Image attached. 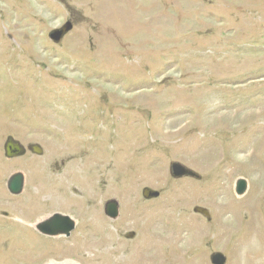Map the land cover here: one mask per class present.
<instances>
[{"label": "rangeland", "instance_id": "rangeland-1", "mask_svg": "<svg viewBox=\"0 0 264 264\" xmlns=\"http://www.w3.org/2000/svg\"><path fill=\"white\" fill-rule=\"evenodd\" d=\"M67 22L73 30L51 41ZM9 138L24 156L6 157ZM172 163L201 179H174ZM16 173L19 196L8 190ZM263 177L264 0H0V264H136L162 223L195 262L221 253L232 264V232L215 245L218 205L242 204ZM219 184L230 189L213 205L205 196ZM144 188L160 197L145 200ZM54 214L76 223L69 237L37 230Z\"/></svg>", "mask_w": 264, "mask_h": 264}, {"label": "bare ground", "instance_id": "bare-ground-1", "mask_svg": "<svg viewBox=\"0 0 264 264\" xmlns=\"http://www.w3.org/2000/svg\"><path fill=\"white\" fill-rule=\"evenodd\" d=\"M178 122L180 123L181 120ZM186 128L187 127H182L181 129H179V131L176 132V135L182 133V131ZM261 141L262 139H257L256 142L257 144H259ZM252 149L253 148L250 149V153L248 155L249 159H252L255 154L252 151ZM212 151L213 150L211 149L207 150L209 155L210 154L212 155ZM94 162L91 163V168H92L91 170L93 173H97L98 171H97V168L95 167L96 165L94 164ZM105 167L106 169H109L110 166H105ZM74 168H76L75 164H74ZM253 170L255 171V167H253ZM68 175L67 177L71 178L72 183L73 182L79 183L78 179H76L72 175V173L70 174L68 173ZM62 180L65 181L64 177ZM259 185L260 184L254 183L253 185L254 191H252V193H250L247 197H245V199H243L242 204L239 203L238 206H235L233 204L234 205L233 207L230 205V203H223V204L218 205V210H217L218 218H216V223L218 224V227L214 228L215 231L217 232L216 233L217 238H216L215 245L216 246L220 245L221 242L226 237L231 236V232H232V238H231L232 250L230 254L232 259L234 260L232 264H239L242 257L246 259V264H264V216L261 214L260 208L258 206L259 199L261 198V196H263L261 194L264 191V188L260 187ZM88 186H90V183L88 184ZM219 187L220 188L218 189V191L209 193L210 196H205L206 199L213 205L215 203L216 195H218L220 191H222V193L224 194H228L229 189H230L229 185L228 186L220 185ZM56 192L59 193L58 190H56ZM53 193H54L53 191L52 193L50 192V194L52 195ZM204 193L206 194V192H203V194ZM44 194H46V191L44 192ZM55 199L57 203L56 205L60 206L62 204L61 197L56 196ZM87 199L88 198H86V200ZM2 202L3 200L0 197V208L2 206ZM85 203L88 204L89 202H85ZM90 203H92V199L90 200ZM80 204H82V202L81 203L68 202L65 204L63 203V205L66 208H70V209L79 208L83 206ZM93 204H94V201H93ZM174 205L177 208L179 206L178 204L169 203L168 207L171 210H173L174 208H176L174 207ZM164 210L165 209L163 208L161 209L162 212H164ZM259 212H260V218L258 217ZM227 215H229V219L227 220V222H224V217ZM163 219L161 218L159 222L161 221L160 223H162ZM38 224H41V223H38ZM242 229L244 231V234H243V237L239 239L240 233L243 232ZM150 230L151 231L149 233V238L146 240L148 244L147 246L143 245L142 248H145V247L146 248L140 252V258L136 264H204V259H203L204 257H200V260L195 262L189 256V253H195V252L186 251L185 250L186 243H182L180 247L178 246V243L180 242V240L178 239V235H177L178 232L173 230L168 225H165L164 223H162V224H159V226H155V228L154 226H151ZM92 235L93 234L88 235L89 236L88 239H91L90 243L92 246H94L93 250H98L102 242L99 243V241L97 242L93 241L92 238L90 237ZM156 244H160L161 248L165 251V253H160V251L158 250V246L156 248ZM242 251L244 252L242 253ZM97 257L98 259H100V261H102L104 260V258H106V255H102V256L97 255ZM79 259L80 257L78 258V260Z\"/></svg>", "mask_w": 264, "mask_h": 264}, {"label": "water", "instance_id": "water-1", "mask_svg": "<svg viewBox=\"0 0 264 264\" xmlns=\"http://www.w3.org/2000/svg\"><path fill=\"white\" fill-rule=\"evenodd\" d=\"M74 26L71 22H67L62 28L54 30L49 38L54 43H60L63 38L73 30ZM34 154L41 155L43 153L42 149L35 145L31 148ZM5 153L7 158H17L25 155V148L13 138H9L5 144ZM170 173L174 179L191 178L195 180H200V176L194 171L185 167L180 163H172L170 166ZM25 177L22 173H16L11 176L8 182V190L12 195H20L24 190ZM236 194L238 196H243L247 191V182L244 179H240L236 183ZM142 196L145 200H156L160 197V192L152 190L150 188H144L142 190ZM105 215L111 220L118 219L120 215L119 203L116 200H111L104 205ZM194 213L202 215L210 220L211 215L208 210L196 207ZM76 228V223L69 216H64L61 214H54L45 222L37 226V230L46 236H66L69 237ZM135 233H130L127 238L133 239ZM212 264H226V257L221 253H214L211 255Z\"/></svg>", "mask_w": 264, "mask_h": 264}]
</instances>
